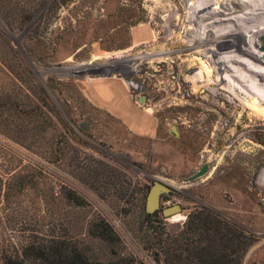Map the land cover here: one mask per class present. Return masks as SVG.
<instances>
[{"label": "rangeland", "instance_id": "1", "mask_svg": "<svg viewBox=\"0 0 264 264\" xmlns=\"http://www.w3.org/2000/svg\"><path fill=\"white\" fill-rule=\"evenodd\" d=\"M203 1L0 0V254L38 242L88 264H166L165 245L146 249L154 227L180 235L192 212L210 210L250 243L229 258L264 264V118L250 104L257 91L235 78L244 68L209 86L212 62L191 49L207 25L193 21ZM137 26L149 33L140 45ZM117 81L129 86L136 131L91 98ZM158 180L173 186L163 207L184 211L152 222Z\"/></svg>", "mask_w": 264, "mask_h": 264}, {"label": "bare ground", "instance_id": "2", "mask_svg": "<svg viewBox=\"0 0 264 264\" xmlns=\"http://www.w3.org/2000/svg\"><path fill=\"white\" fill-rule=\"evenodd\" d=\"M187 4H188V2H187ZM189 5L191 6V4H189ZM214 5L216 6V8L213 10L211 8ZM194 6H191V7H194ZM195 7H197V5ZM191 11L192 10H190V12ZM193 11L195 14L193 17L195 19L193 21L196 22V25L199 22H200V24L207 23L205 29H203L204 33H203L202 38H200L199 34H197V33L195 34V37L193 39L194 43L192 44L191 49L192 50L202 49L204 52V56L212 62L213 73L209 75V79L211 81V82H209V86L212 87L213 89H215V88L219 87L220 83H222L224 81L223 78L221 77L220 71H224V72L225 71H227V72L235 71L236 73H238L239 71L240 72L243 71L242 68H244V70H246V72H247V75L245 73H243V74H245L246 77L241 72L242 76H244L245 78H243L240 75H235V78H236V80L242 82V84L246 83L249 91L250 90H251V92L257 91L256 94H254V96H251L252 101L250 104L252 106V109L256 113V116L254 115L256 117V121L260 118H264V103L261 101L263 99H260V96H258V95H260V93L264 92V91L263 92L261 91L264 89V74L262 71L259 72V69H258V71L253 70L252 68H248L245 65V63L241 62V58H244V60H245V58H247L252 62V64L254 63V64H257V65L264 68V52L261 51V49L264 45V43L262 41V37H264V0H246L244 2H241L239 0H204L202 6L199 8H196ZM237 14H241V15L243 14V16H241V17L239 16L240 18H238L236 16ZM191 16H193V15L191 14ZM235 17H237V18H235ZM185 22H186V19H185ZM223 27H225V28H223ZM200 29H199V31H200ZM216 29H218V30H216ZM188 35H189V33H188ZM181 42H183V41H181ZM175 47H176V45H175ZM180 50H178V51H180ZM164 53H165V51H164ZM224 54L229 55V57L227 59L223 58L222 56ZM147 56H149V57L154 56V54H148ZM179 56L180 55H178V58H179ZM161 61H162V59H161ZM210 61H208V62L210 63ZM242 61H243V59H242ZM124 62H125V60H124ZM198 62H200V61H198ZM150 63H151V61H150ZM227 63L235 65V68H234L235 70H233L232 67L230 68L227 65ZM253 67H254V65H253ZM132 70H133V67H132ZM205 73L207 74V72H205ZM202 75L203 74H201V76ZM184 77H182V79ZM206 78H208V77H206ZM200 79L203 80V77H201ZM202 85H204V84H202ZM202 88H204V87H202ZM195 90H197V89H195ZM200 90H202V89H200ZM231 91H233V90H231ZM245 91H247V90L245 89ZM198 92H199V90H198ZM231 93H233V92H231ZM213 96H216V95H213ZM208 102L213 103L210 99L208 100ZM244 103H245V101H244ZM245 107L246 106L244 105V108ZM173 130L177 131L178 129L174 128ZM242 174L243 173H241V176H242ZM260 188H263V187L260 185Z\"/></svg>", "mask_w": 264, "mask_h": 264}, {"label": "trees", "instance_id": "3", "mask_svg": "<svg viewBox=\"0 0 264 264\" xmlns=\"http://www.w3.org/2000/svg\"><path fill=\"white\" fill-rule=\"evenodd\" d=\"M6 197L8 198V196ZM159 213L161 212L148 214L147 217L154 222ZM228 225V221L218 213L210 210L195 211L189 215L180 235H171L154 227L153 234L155 235H152L151 239L147 241V248H145L155 252L157 246L165 245L161 248L162 251L167 248L165 252L167 255L166 264H193L194 260H197L198 264H235V261L229 258L230 250L237 246L245 252L250 243L241 245L243 234L241 232L238 236L231 234L226 228ZM198 235L200 236V245H196V240H198L196 236ZM182 242L187 246L184 249L185 254L179 253V249L175 246ZM204 243L206 245L202 246ZM22 250L10 253L3 249L4 252L0 254V259L4 264H88L87 257L76 250H73L71 255L65 254L62 244L50 247L44 243L33 242ZM125 262L134 264L133 260Z\"/></svg>", "mask_w": 264, "mask_h": 264}, {"label": "crops", "instance_id": "4", "mask_svg": "<svg viewBox=\"0 0 264 264\" xmlns=\"http://www.w3.org/2000/svg\"><path fill=\"white\" fill-rule=\"evenodd\" d=\"M144 34L149 35L148 31L145 29L143 30L141 26L134 27L132 29L133 44H142ZM87 88L86 90L84 89L85 92H87ZM90 89L93 90L92 87ZM129 91V86L126 83L117 81L112 83L109 88L107 87L104 92H100L101 94H96L93 91L91 98L93 97L96 102L98 101L102 107L121 120L125 125L131 128V130L136 131L138 127L134 125L133 122L137 120V118L134 117L135 112L132 110L134 106L131 105L132 96L129 95ZM141 115L143 117V113H141ZM145 129H147L146 125Z\"/></svg>", "mask_w": 264, "mask_h": 264}, {"label": "water", "instance_id": "5", "mask_svg": "<svg viewBox=\"0 0 264 264\" xmlns=\"http://www.w3.org/2000/svg\"><path fill=\"white\" fill-rule=\"evenodd\" d=\"M264 43V37H262ZM264 52V45L261 49ZM93 74V73H91ZM140 102L145 104V98L141 97ZM210 165L206 163L196 174L190 177L187 182H193L206 176L209 173ZM173 192V186L171 183L158 180L155 181L154 185L151 187L150 192L147 197V212L149 214H155L156 212H161L165 218H171L174 215H178L184 211L183 207L179 204L163 207L162 198L164 195H170Z\"/></svg>", "mask_w": 264, "mask_h": 264}]
</instances>
